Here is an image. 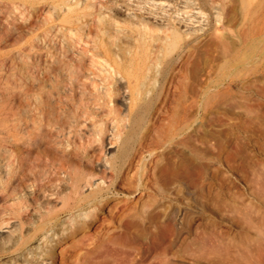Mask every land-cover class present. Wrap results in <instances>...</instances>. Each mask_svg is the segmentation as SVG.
Instances as JSON below:
<instances>
[{"label":"rangeland","instance_id":"rangeland-1","mask_svg":"<svg viewBox=\"0 0 264 264\" xmlns=\"http://www.w3.org/2000/svg\"><path fill=\"white\" fill-rule=\"evenodd\" d=\"M177 1L0 0V264H45L51 251L53 264H115L114 255L130 256L133 264H264V58L259 57L264 42L227 49L228 59L215 44L199 46L195 62L176 58L181 48L169 45L168 23L200 36L195 44L205 31L193 27L207 29L210 16V31L221 25L218 9L202 13L193 0ZM82 58L94 67L106 58L142 61L145 102L160 85L161 69L174 62L171 99L159 105L163 127L151 125L144 144L137 126L106 142L104 156L114 164L123 155L124 138L131 151L143 147L142 186L137 165L129 172L136 183L114 186L98 220L64 221V214L47 234L32 237L39 221L11 214L23 204L18 196L32 201V188L12 190L10 177L23 172L32 177L60 162L84 175L100 173V166L91 167L85 158L66 155L69 144L57 126L25 138L20 129V116L30 118L39 102H50L55 117L67 119L79 99L69 79L58 86L52 65ZM192 74L196 98L201 103L208 93L212 108L208 114L197 109L195 126L181 132L175 126L182 112L172 98ZM129 102L119 100L123 112ZM187 131L194 133L193 146L183 142ZM200 138L209 139V150ZM166 167L178 174L170 176ZM93 182H85L84 194L103 183L98 177ZM56 204L60 209L63 202Z\"/></svg>","mask_w":264,"mask_h":264},{"label":"bare ground","instance_id":"bare-ground-1","mask_svg":"<svg viewBox=\"0 0 264 264\" xmlns=\"http://www.w3.org/2000/svg\"><path fill=\"white\" fill-rule=\"evenodd\" d=\"M166 1L171 2V0ZM173 2L178 3L177 0H173ZM193 3L202 13L208 8L218 9L217 14L221 25H216L215 29L210 31L213 19L210 16L207 29L203 26L193 27L194 31L200 29L205 31V38L195 44V40L200 36H192L193 32L190 29L183 32L177 24L168 23L167 29H172L168 35V38L171 39L169 45L172 49L179 46L181 48L177 52L176 58L181 57L195 62L197 60L196 49L199 46L209 47L215 44L225 49L221 58L228 59L227 49L233 50L240 44L264 42V0H193ZM187 5L191 6L188 2ZM189 46H194V49L184 53L186 47ZM259 57L264 58V55ZM208 58L213 57L209 55ZM71 63L52 65V69L60 76L57 82L58 86L63 85L69 79L72 89L79 99L77 106L66 114L67 119L61 121L55 117L54 108L50 102L48 105L46 103V106L39 102L30 118L24 114L20 116V129L23 138H25L26 133L30 135L36 130L40 133H52L51 127L57 126L69 144V147L64 150L66 155L76 159L85 158L86 163L91 167L100 166V173L91 171L88 172L87 177L84 175L85 172L78 170V167L60 162L57 165H52L46 171L35 172L32 177L24 172L18 178L15 177V180L10 177L9 188L12 190H18L24 186L32 188V201L24 200V196H18L22 199L23 204L11 209V214H18L21 221H24L23 218L39 221L34 228L32 237L47 234L58 221L62 220L64 214L67 216L64 221H75L81 216L85 221L98 220L99 210L101 211L110 204L113 196L110 193L114 191V186L120 182L124 183L125 180L130 184L136 183L129 178V172L136 169L137 165L135 176L138 179L137 185L144 184L142 180L147 169V159L143 155V147L131 151L124 138L121 143L123 155L120 157L119 164H114L110 158L104 156L107 153L106 142L108 140L110 143L117 141L124 136L129 128L137 126L141 129L142 139H144L141 140V144H144L151 135V125H155L160 130L163 124L161 123L162 113L159 105L162 101L171 99L172 94L168 90V83L176 77L174 62L166 63L161 69L160 77L156 78L160 85L150 96L149 101L145 102L143 100L145 67L142 61L136 59V61L126 62L122 59L106 58L104 63L100 62L101 65L96 67H94L95 64L88 66L84 58ZM64 70H66V75L63 73ZM35 71L36 79L41 83L42 76L39 68L37 67ZM144 77L146 78L147 75ZM207 91L209 92V90ZM173 95V101L182 112L175 126L181 132L195 126L197 109H204V112L208 114L212 108L208 93L205 94L206 97L201 103L196 98L195 74H192L190 79L183 84L182 89ZM120 99L124 102L130 100L127 112H123L121 109ZM110 130H114L113 136L109 134ZM186 134L183 142L193 146L194 133L187 131ZM201 140L206 143L205 149L209 150V139L202 138ZM149 154L152 155V152L150 151ZM138 157L139 160H137ZM165 169L170 176L178 174L171 167L168 170L167 167ZM162 173L166 174L163 169ZM95 177H98V180L101 179L103 183H99L97 188L84 194L85 182L93 185ZM11 182H14L15 185H11ZM61 200L62 208L57 209L56 203ZM111 214L116 215L114 208ZM61 254L64 259L68 252L63 250ZM114 260L115 264H133L130 256L114 255ZM43 263H54L52 251Z\"/></svg>","mask_w":264,"mask_h":264}]
</instances>
